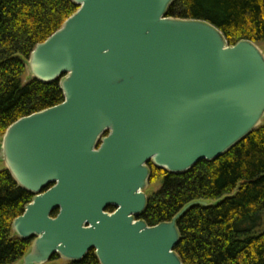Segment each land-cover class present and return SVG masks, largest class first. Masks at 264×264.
I'll return each mask as SVG.
<instances>
[{
	"label": "water",
	"instance_id": "obj_1",
	"mask_svg": "<svg viewBox=\"0 0 264 264\" xmlns=\"http://www.w3.org/2000/svg\"><path fill=\"white\" fill-rule=\"evenodd\" d=\"M72 1L78 10L26 63L31 79L59 81L64 101L3 136L0 159L34 196L13 222L32 243L17 264L91 250L101 264H184L179 220L217 202L148 225L149 164L186 173L264 125V52L169 16L176 0Z\"/></svg>",
	"mask_w": 264,
	"mask_h": 264
},
{
	"label": "trees",
	"instance_id": "obj_2",
	"mask_svg": "<svg viewBox=\"0 0 264 264\" xmlns=\"http://www.w3.org/2000/svg\"><path fill=\"white\" fill-rule=\"evenodd\" d=\"M77 10L72 0H0V136L18 119L64 101L59 81L24 84L23 76L35 46ZM168 14L208 21L231 45L264 41V0H176ZM149 165L150 184L162 181V187L140 217L148 225L170 221L190 202H217L194 206L179 220L176 251L184 264H264V125L225 155L202 160L186 173ZM33 197L7 169L0 171V264L19 262L31 247V240L14 234L13 222ZM68 264L101 263L91 250Z\"/></svg>",
	"mask_w": 264,
	"mask_h": 264
},
{
	"label": "rangeland",
	"instance_id": "obj_3",
	"mask_svg": "<svg viewBox=\"0 0 264 264\" xmlns=\"http://www.w3.org/2000/svg\"><path fill=\"white\" fill-rule=\"evenodd\" d=\"M257 43H258V45L260 46V48L264 52V41L257 42ZM30 79H31V76H30V74L26 70V73L23 76V82H24V84L28 83ZM263 123H264V120H263ZM3 136L4 135H1L0 136V158L2 157L1 146H2V141H3ZM3 169H5V165H4L3 161L0 159V171L3 170ZM161 187H162V181H158V182H155L154 184H150V186L148 187V195H149V197L152 196L157 191H159ZM261 229L264 230V223H263ZM17 263H15V264H17ZM44 264H68V262L65 259H63V258L58 257V258L52 259V260H50V261H48V262H46Z\"/></svg>",
	"mask_w": 264,
	"mask_h": 264
},
{
	"label": "flooded vegetation",
	"instance_id": "obj_4",
	"mask_svg": "<svg viewBox=\"0 0 264 264\" xmlns=\"http://www.w3.org/2000/svg\"><path fill=\"white\" fill-rule=\"evenodd\" d=\"M112 210H113V209H112ZM112 210H111V211H112ZM108 211H110V209H108ZM111 211H110V212H111Z\"/></svg>",
	"mask_w": 264,
	"mask_h": 264
},
{
	"label": "bare ground",
	"instance_id": "obj_5",
	"mask_svg": "<svg viewBox=\"0 0 264 264\" xmlns=\"http://www.w3.org/2000/svg\"><path fill=\"white\" fill-rule=\"evenodd\" d=\"M229 152V151H228Z\"/></svg>",
	"mask_w": 264,
	"mask_h": 264
}]
</instances>
